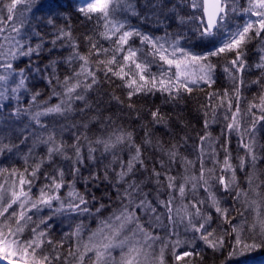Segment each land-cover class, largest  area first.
<instances>
[{
    "label": "snow or ice",
    "instance_id": "1",
    "mask_svg": "<svg viewBox=\"0 0 264 264\" xmlns=\"http://www.w3.org/2000/svg\"><path fill=\"white\" fill-rule=\"evenodd\" d=\"M65 7L62 0H0V158L24 163L22 170L0 167V264H86V258L87 264H165L169 248L177 261L210 249L219 254V264H264V181L257 176L264 161V143L258 139L264 133V95L241 108L244 73L252 67L246 49L253 40L259 43L254 67L261 78L252 83L264 87V0H246V6L240 0H155L151 15H141L134 0H74L82 22L94 21L93 33L85 36L87 54L79 50ZM183 7L192 11L181 15ZM170 16L187 32L165 29L156 36L130 22L137 17L141 25L164 26L161 17ZM49 27L54 31L46 40L41 29ZM47 44L49 53L67 48L68 54L43 67L34 65L32 57ZM225 53H233L223 69L231 91L214 92L211 58ZM24 58L27 67L18 69ZM61 64L69 71L63 79ZM99 72L124 81L129 101L159 92L165 102H178L184 93L207 87L209 104L198 143L189 144V136L167 146L153 143V132L145 126L144 148L160 153L149 168L133 132L110 116L102 118L100 110L91 122L104 134L95 139L86 135L88 122L47 119L68 121L78 103L81 114L90 111L87 93L100 84ZM37 80L52 89L49 101L56 97L58 103L40 102ZM213 99L219 103L211 104ZM151 117L153 125H167L159 108ZM221 120L220 135L214 137L210 128ZM182 147L194 158L183 155ZM237 170L245 173L246 186ZM101 183L108 191L98 198L93 188ZM225 197L231 207L223 206ZM93 221L94 229L89 227ZM182 247L187 250L178 253Z\"/></svg>",
    "mask_w": 264,
    "mask_h": 264
},
{
    "label": "trees",
    "instance_id": "2",
    "mask_svg": "<svg viewBox=\"0 0 264 264\" xmlns=\"http://www.w3.org/2000/svg\"><path fill=\"white\" fill-rule=\"evenodd\" d=\"M43 2V0H41ZM155 2V0H134L137 11L141 15H151L152 8L151 5ZM172 3H177L178 0H171ZM62 3L66 5L63 11L67 12L71 17V24L73 35L77 38L79 44V50L81 53L87 54L89 45L85 40L86 35H91L93 33L94 21L93 22H82L79 14L75 12L74 8V0H62ZM241 5L246 6V0H240ZM180 14L184 15L192 11L189 7H183L179 9ZM3 14H6L3 13ZM163 20L164 26H157L156 24H147L141 25L140 20L137 17H130V22L137 26L141 27L143 31L150 32L153 35L160 36L164 34L165 29L170 34H175L177 32L185 33L187 32L186 27H178L175 17L170 16L168 19ZM239 22V21H234ZM58 25L64 24L63 20L57 21ZM54 30L49 28L41 29L42 35H44L46 40H50L52 38L51 33ZM38 41H33L35 44ZM104 47H109L108 41H101ZM51 45H45V51L41 53L39 57L33 56L32 62L34 65H39L43 67L48 64L51 60L62 58L68 54V49H62L59 51H53L49 53L47 48H50ZM259 43L257 40H253L251 43L247 45V62L252 67L244 73V80L247 87L242 89V95L244 99L241 100V108L242 110L248 107L249 102H259V96L264 95V87L260 84L252 83V81L261 78V72L254 67V65L259 60L260 53L258 52ZM196 51H205L204 48H197ZM102 58V57H101ZM233 58V53H225L218 57H212L213 64L216 65L215 69V77L216 83L212 85L211 91L214 92H223L225 89H229L231 91V81L227 78L223 69L229 60ZM97 57L93 55L92 60L95 61ZM28 65V59L24 58L22 61H18L16 67L25 68ZM58 72L60 74V78L63 79L64 75L69 74L68 68L61 64L58 67ZM98 77L100 80V84L98 86H94L93 90L87 93L89 103L92 105V109L84 114H81L78 109L83 107L82 104H77V112L74 113L68 121H64L60 118L48 117L49 121L53 119H57L60 123H89V129L86 132V135L90 139H95L97 136H101L104 132L101 130V126L98 123L91 122V117L96 114L97 110H100L102 113V118L104 117H112L116 124L121 125L125 130L133 132L135 142L140 144L143 150L144 156L148 159L149 168L152 167V160L160 157V153H154L151 148H144L143 145V137L145 135V126L147 130H151L153 132L152 140L153 143L156 140H161L167 146L170 143H175L181 140V137L189 136L191 139L189 140V144L198 143V134L203 133V122L205 119V108L204 106L209 104V100L207 98L206 93L210 91L207 87L204 88L203 91L199 89H195L191 94L184 93L183 98L178 102H165V97L161 95V93L157 92L155 95L148 94H140L134 95L131 98V101L128 99V89L124 86V81H121L115 76H111L109 74L108 78H105L103 72L98 73ZM262 84H264V78H262ZM34 90H38L41 93L40 102L47 101L49 105H55L58 103V98L53 97L49 101V97L52 95V89L47 86V84L43 81L37 80L36 87ZM58 90V89H57ZM114 97H118L119 101L123 103H118ZM26 104L27 101L25 100ZM129 103L132 104V108H129ZM219 101L217 99H213L211 104H218ZM160 109V112L163 113L167 119V125H153L151 123V111ZM254 111H256L254 109ZM208 117H211V110H208ZM27 121L25 120V123ZM223 126V121H219L216 124H213L210 128L212 135L217 137L220 135L221 128ZM80 131H84L80 129ZM65 140L68 143L72 142V134L70 132H66L64 136ZM260 143H264V133H261L258 137ZM231 150L233 155L237 154V138L235 134H233L231 139ZM22 151H27V148L24 145H21ZM40 152H43L44 149H39ZM86 151V148H85ZM181 153L185 156H188L189 159L194 158V154L191 152V149H180ZM242 151L239 152V155H243ZM223 158V154L221 153V159ZM107 161H105L106 163ZM233 163H238V161L234 160ZM0 164H3L2 167H11L14 165L21 170L24 167V163L20 159L13 160H5L0 158ZM157 167H159L157 165ZM181 169L177 166L176 171H180ZM175 174V173H174ZM85 175L87 173L85 172ZM257 176L260 181H264V161H261L257 166ZM7 177V173L4 174V178ZM238 181L242 186H246L245 173L237 170ZM0 182H3L0 179ZM78 189L83 192L84 186L83 184H77ZM34 189L33 191H35ZM95 191V195L100 198L108 191L106 185L101 183L99 189L93 188ZM201 196L204 195L203 192L200 193ZM90 198V197H89ZM114 198V194H113ZM224 207H231L232 201L230 197H225ZM107 203L105 199L103 201ZM108 213L105 212L104 215ZM87 223V221H86ZM215 227V225H213ZM89 227L95 228L96 223L93 221ZM65 230L66 225H65ZM61 233L59 231L54 233L55 239H60ZM183 238V237H182ZM199 247H203V245H198ZM67 247V245L65 246ZM187 250L186 248L177 249L178 253H182ZM260 255V254H257ZM219 254H213L210 249L201 252V256L194 257H185L183 260L177 261L175 256L169 248L165 252V264H219ZM87 264V258H86Z\"/></svg>",
    "mask_w": 264,
    "mask_h": 264
},
{
    "label": "rangeland",
    "instance_id": "3",
    "mask_svg": "<svg viewBox=\"0 0 264 264\" xmlns=\"http://www.w3.org/2000/svg\"><path fill=\"white\" fill-rule=\"evenodd\" d=\"M137 45L139 44V41L138 40H136V42H135ZM3 166V164H0V167H2Z\"/></svg>",
    "mask_w": 264,
    "mask_h": 264
}]
</instances>
